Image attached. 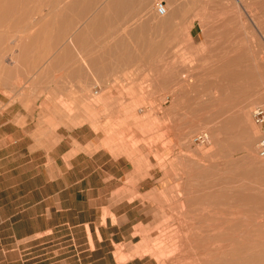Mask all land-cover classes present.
<instances>
[{
    "label": "rangeland",
    "instance_id": "374dc122",
    "mask_svg": "<svg viewBox=\"0 0 264 264\" xmlns=\"http://www.w3.org/2000/svg\"><path fill=\"white\" fill-rule=\"evenodd\" d=\"M50 1L0 0V122L54 142L61 127L90 125L103 146L132 160V176L150 179L142 194L133 181L122 190L139 199L141 222L108 246L119 263L264 264V124L253 116L264 109V0H162L161 55L125 74L134 86L96 95L93 83L79 105L34 86L41 73L18 70ZM107 93L126 101L106 105ZM73 239L84 242L83 230L2 246L0 264H65L81 251Z\"/></svg>",
    "mask_w": 264,
    "mask_h": 264
},
{
    "label": "crops",
    "instance_id": "0c3cea01",
    "mask_svg": "<svg viewBox=\"0 0 264 264\" xmlns=\"http://www.w3.org/2000/svg\"><path fill=\"white\" fill-rule=\"evenodd\" d=\"M159 1L51 0L45 30L19 54L24 62L18 70L41 73L34 86L57 88L59 99L77 105L85 103L83 91L93 83L96 95L106 88L134 86L125 74L144 70L139 66L146 57L161 55L163 23L155 10ZM176 30L170 24L169 32ZM125 101L107 93L103 102ZM19 115L23 113L9 122ZM12 124L0 122V247L82 229L86 240L69 243L81 251L65 256V264L71 257L78 264H145L142 257L119 263L107 249L141 222L134 217L139 199L129 200L122 190L133 181L142 194L151 181L132 176V160L103 146L101 133L90 125L61 127V138L54 142L48 134L36 139L23 125Z\"/></svg>",
    "mask_w": 264,
    "mask_h": 264
},
{
    "label": "built area",
    "instance_id": "2783aa9c",
    "mask_svg": "<svg viewBox=\"0 0 264 264\" xmlns=\"http://www.w3.org/2000/svg\"><path fill=\"white\" fill-rule=\"evenodd\" d=\"M155 10H156V13L159 15V16H164L167 14V6L165 4V2L163 1H159V2H156L155 4ZM98 93V90H95V94ZM254 120L256 123L260 124V125H263L264 124V109L262 108H258L254 111ZM207 136L208 135H200L198 138L202 140V142L206 141L207 140ZM258 152L260 154V156L264 157V137H261L259 142H258Z\"/></svg>",
    "mask_w": 264,
    "mask_h": 264
},
{
    "label": "bare ground",
    "instance_id": "6f19581e",
    "mask_svg": "<svg viewBox=\"0 0 264 264\" xmlns=\"http://www.w3.org/2000/svg\"><path fill=\"white\" fill-rule=\"evenodd\" d=\"M167 11H168V9H167Z\"/></svg>",
    "mask_w": 264,
    "mask_h": 264
}]
</instances>
